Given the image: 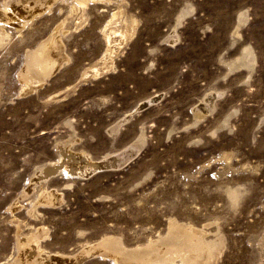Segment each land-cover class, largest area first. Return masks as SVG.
<instances>
[{
	"label": "rangeland",
	"instance_id": "374dc122",
	"mask_svg": "<svg viewBox=\"0 0 264 264\" xmlns=\"http://www.w3.org/2000/svg\"><path fill=\"white\" fill-rule=\"evenodd\" d=\"M26 2L0 0V264L30 233L68 258L105 236L145 244L169 221L220 242L209 264H264V0ZM52 36L62 62L22 90L26 53ZM62 150L121 163L48 174Z\"/></svg>",
	"mask_w": 264,
	"mask_h": 264
},
{
	"label": "bare ground",
	"instance_id": "6f19581e",
	"mask_svg": "<svg viewBox=\"0 0 264 264\" xmlns=\"http://www.w3.org/2000/svg\"><path fill=\"white\" fill-rule=\"evenodd\" d=\"M15 1H21V3H24L27 0ZM43 1L44 0H34V2H32V6H38V4L42 3ZM23 7L25 9L30 8L29 1L26 2ZM238 20V23L242 22V13L239 14ZM236 34L238 33L236 32ZM169 41L173 42L174 39L170 36ZM242 50H244V52ZM62 54L63 53L60 50V45L58 44L56 38L53 36L42 41L35 49L28 51L26 53L27 62L25 68L19 74L24 83V87H22V90L26 91L29 88H32L31 85L34 80L41 82L45 76L51 74L62 62ZM242 57L245 58L243 62ZM237 58L238 59L236 60V65L238 67H242V65L249 66L250 62L254 61L253 50L250 46H246L244 49L241 48L240 56H238ZM157 98L158 95H154L149 99L143 100L140 104H137L133 111L125 114L112 126L110 130H116L119 124L122 121L128 119L133 112L138 111L140 107L146 104L148 101H154L157 100ZM205 100H208L209 102L211 98L208 97L205 98ZM203 107L204 105L202 103L198 105V109L200 110H203ZM127 149L130 151L129 156L134 155L135 152L133 147H128ZM63 156L64 159H62ZM75 156L77 157H71V155H68L65 150H62L60 154V158L62 160L61 164H54V167L50 164L46 171H48V174H50L56 171L54 170L55 168L60 170L61 168H64L63 170L66 173L86 176L97 171L100 167L107 168L111 165H118L121 163L120 160H118V158L114 155H109V157L107 158H100V160H98L97 162H94L91 159L89 160L86 157L78 155ZM125 160L126 159L121 160L123 162L122 164L125 163ZM46 171L42 170L41 172L45 173ZM232 194H235V192H232ZM56 196L57 195L55 192L49 190L47 191L44 189L39 195V201L51 204L56 201ZM16 244H18V253L16 252L17 256L12 259L10 264H77V262L79 263V261L81 260V257L92 251L93 253H99L103 256H109L114 260L123 261L129 264H150L153 262L165 263L174 261L175 258H178L180 264H209L220 242L216 240H207L204 237V231L202 229L169 221L167 232L164 235H161L154 240H150L145 244L133 248H126L122 245L119 238L114 236H105L94 245L85 248L81 247L82 249H79V252L77 251L78 254L68 258H63L62 256H59V254V257L45 256L44 258L42 250L38 245V234L35 232L28 234L24 239H18Z\"/></svg>",
	"mask_w": 264,
	"mask_h": 264
},
{
	"label": "water",
	"instance_id": "95a60500",
	"mask_svg": "<svg viewBox=\"0 0 264 264\" xmlns=\"http://www.w3.org/2000/svg\"><path fill=\"white\" fill-rule=\"evenodd\" d=\"M154 101H155V100H154ZM154 101H150V102H148V103L142 105V106L140 107V109H143V108H145L146 106H149V105H150L151 103H153ZM104 168H106V167H100V168H98V169H104Z\"/></svg>",
	"mask_w": 264,
	"mask_h": 264
}]
</instances>
